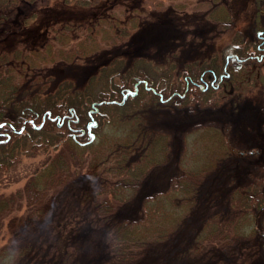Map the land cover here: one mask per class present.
<instances>
[{
    "label": "rangeland",
    "instance_id": "rangeland-1",
    "mask_svg": "<svg viewBox=\"0 0 264 264\" xmlns=\"http://www.w3.org/2000/svg\"><path fill=\"white\" fill-rule=\"evenodd\" d=\"M47 5L41 33L27 32L29 45L23 54L30 66L18 71L27 78L51 74V89L67 82L70 91H105L109 85L103 66L111 63L116 66L115 82L127 69L135 71L139 62L154 72L169 69L170 79L179 74L180 81L187 62L221 57L232 32L242 31L246 41L264 29V0H48ZM5 36L0 32V38ZM230 64L238 63L233 59ZM238 77L234 88L225 82L214 92L221 103L213 109L164 107L144 93L142 102L129 104L122 115L111 111L88 145L68 143L62 132L56 145H48L54 131L47 133L49 139L41 134L26 139L21 157L0 170V194L17 192L36 173L44 183L52 159L60 160L62 168H56L59 179L45 190L50 213L29 231H21L20 239L32 243L33 253H54L53 259L62 258L73 241L71 264H99L106 253L99 244L103 232L90 230L91 214L86 212L97 198L110 203L115 216L136 221L130 233L136 264L233 263L240 247L202 246L194 239L207 220L235 216L240 222L235 235L246 238L258 219L247 202L229 197V189L264 176V118L257 107L264 102V61H248ZM185 171L194 172L196 183L186 193L189 198L180 201L172 192L171 177ZM260 188L264 191V184ZM129 190L125 200L114 199L112 193ZM147 194L157 195L155 206L143 202ZM179 202L182 207L177 209ZM21 211L14 209L11 215ZM241 252L246 259L248 252Z\"/></svg>",
    "mask_w": 264,
    "mask_h": 264
},
{
    "label": "trees",
    "instance_id": "trees-1",
    "mask_svg": "<svg viewBox=\"0 0 264 264\" xmlns=\"http://www.w3.org/2000/svg\"><path fill=\"white\" fill-rule=\"evenodd\" d=\"M47 1L0 0V32L6 34L5 37L0 38V125H2L0 170L16 161L18 156L21 157V153L27 149L26 139L40 134L44 135L45 139H49L47 133L56 132L46 142L48 145H56V138L61 132L63 139L68 143L90 144L92 137L101 129L103 119L111 114V111L120 110L122 115L123 108H127L129 104L134 106L142 102L144 93L149 99L164 107L216 108L221 101L215 91L221 90L225 82L229 87L234 88L239 79L240 67L248 61H264V29L255 35V40L246 41L242 31L236 30L232 32L230 43L223 48L224 53L221 57L215 55L202 61L194 60L184 64L180 81H176L179 74L174 80L170 79L169 69L154 72L139 62L135 66V71L128 67L129 69L121 76L120 82H115L112 79L115 64L111 63L108 68L103 66L104 77L107 76L105 85H109L105 91L97 90L94 93L89 88L70 91L64 86L67 82L51 89L49 88L53 81L51 74L46 76L37 74L27 78L18 71L26 70L30 66L25 63L23 54L24 47L29 45L27 32L34 29L41 33L40 21L45 17V11L49 7ZM31 19L35 21L34 25L29 24ZM226 22L227 20H222L221 24L226 25ZM37 39L38 37H35L33 41ZM233 59L236 60L237 65L230 64V60ZM16 74L23 76L24 79L17 78ZM257 107L264 118V102L262 106ZM137 115L134 114V117L136 118ZM120 117L119 123L122 124ZM261 126L264 128V120ZM142 132L143 128L136 133V137L141 136ZM180 146L182 150L180 153L183 154L186 144L182 141ZM263 147L261 151L264 154ZM57 160H50L51 173L44 183L39 182L37 176L40 173H36L35 179L25 181L23 187L16 189L17 192L4 190L0 194V227L1 231L3 230L1 233L4 234V237L0 238V264H23V260L24 264L27 260L31 264H71L75 254L73 241L72 243L69 241L70 248L65 251L62 258L53 259L54 253L49 256L41 255L37 251L33 253L32 243L20 239L21 231H29L50 213L45 190L53 181L59 179L55 177L56 168L62 166L60 160ZM193 174L192 171H185L182 175L171 177L174 184L172 192L179 195L180 201L187 200L189 196L186 193L194 188L196 181L193 180ZM263 184L264 176L257 175L243 187L236 183L229 189V197L236 196L242 203L247 202L250 211L253 210L255 218H258L254 225L249 226L252 227L250 236L242 238L235 235L237 226H240L238 216L229 220H205L203 229L201 228L196 234L194 242H198L197 245L220 244L231 250L237 251V247H240L241 250L248 252L246 259H242L246 255L242 256L243 252L239 250V256L233 263L220 261L216 264H234L239 258L242 259L240 264H255L257 258L261 260V264H264V191L260 188ZM129 193L130 190L127 193L123 192L122 195L118 191L112 194L118 201L119 197L124 200L128 198ZM23 195L25 201L21 200ZM156 197L157 195L147 194L143 202L155 206ZM96 199H91L86 212L91 214L90 230L101 229L103 232L99 244L106 249V253H103L98 263L132 264L133 261V264L137 263L138 260H134V247L130 236L136 221L115 216L110 210V203L104 199L100 201ZM175 207L181 208L182 204L179 202ZM14 209H22L24 212L21 211L20 215H11ZM233 219L234 224L231 228L227 222ZM245 240H250L252 243L244 245L247 243Z\"/></svg>",
    "mask_w": 264,
    "mask_h": 264
},
{
    "label": "snow or ice",
    "instance_id": "snow-or-ice-1",
    "mask_svg": "<svg viewBox=\"0 0 264 264\" xmlns=\"http://www.w3.org/2000/svg\"><path fill=\"white\" fill-rule=\"evenodd\" d=\"M0 127H2V125H0Z\"/></svg>",
    "mask_w": 264,
    "mask_h": 264
}]
</instances>
